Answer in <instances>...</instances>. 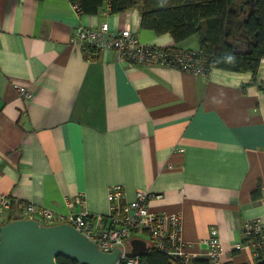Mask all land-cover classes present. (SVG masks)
Wrapping results in <instances>:
<instances>
[{"label":"crops","instance_id":"0c3cea01","mask_svg":"<svg viewBox=\"0 0 264 264\" xmlns=\"http://www.w3.org/2000/svg\"><path fill=\"white\" fill-rule=\"evenodd\" d=\"M106 21L142 43L199 49L196 36L143 29L138 8L87 14L70 0H0V223L17 217L2 208L9 196L64 215L86 210L107 226L109 189L121 185L125 201L148 191L152 210L181 214L192 257H206L214 229L224 263L248 264L233 247L264 213V58L256 73L208 74L130 66L112 50L89 58L78 31Z\"/></svg>","mask_w":264,"mask_h":264},{"label":"built area","instance_id":"2783aa9c","mask_svg":"<svg viewBox=\"0 0 264 264\" xmlns=\"http://www.w3.org/2000/svg\"><path fill=\"white\" fill-rule=\"evenodd\" d=\"M78 13H82L78 3L73 2ZM84 49L89 58L97 57L103 50L115 51L121 62L130 66L162 65L175 67L196 74H208L210 68L202 59H195V50H184L175 47H163L142 43L130 28L113 32L109 23L103 22L98 28H81L74 40ZM24 99H30L31 90L23 85L17 87ZM125 191L121 185H113L109 189L110 223L100 227L101 216L93 215L82 210L68 215L57 213L54 210L31 201H23L5 196L1 199L2 208L10 210L13 206L18 209V218H33L45 224L69 222L76 229L97 243L105 252L121 249V263L140 264V256H128L130 240L134 235L143 233L149 239L151 248L174 259H192L191 244L185 243L181 238L182 216L180 213L168 214L157 212L150 208L148 202L155 195L148 191H140L134 201L124 200ZM264 200V195H262ZM79 203H84V194L74 197ZM68 205L73 200L65 197ZM206 257L211 264H224L226 251L221 239L213 229L211 236L205 241ZM234 250L247 251L250 255L249 263H254L264 255V213L249 218L244 223L243 239L236 243Z\"/></svg>","mask_w":264,"mask_h":264},{"label":"trees","instance_id":"16d2710c","mask_svg":"<svg viewBox=\"0 0 264 264\" xmlns=\"http://www.w3.org/2000/svg\"><path fill=\"white\" fill-rule=\"evenodd\" d=\"M70 1L78 3L82 13L87 14L98 13L104 2L114 14L138 8L143 29L158 35L169 33L175 42L196 36L199 49L194 57L204 60L210 69L256 73L264 58V0ZM14 219L18 217L10 216L8 221ZM263 258L264 255L256 261ZM140 260V264H211L207 257L174 259L156 248H151ZM57 262L78 264L62 255Z\"/></svg>","mask_w":264,"mask_h":264},{"label":"water","instance_id":"95a60500","mask_svg":"<svg viewBox=\"0 0 264 264\" xmlns=\"http://www.w3.org/2000/svg\"><path fill=\"white\" fill-rule=\"evenodd\" d=\"M107 2L103 9L106 10ZM148 242L134 237L128 256H143ZM121 249L101 250L97 243L69 222L45 224L33 218H18L0 223V264H58L62 255L78 264H122ZM251 264H264V258Z\"/></svg>","mask_w":264,"mask_h":264},{"label":"rangeland","instance_id":"374dc122","mask_svg":"<svg viewBox=\"0 0 264 264\" xmlns=\"http://www.w3.org/2000/svg\"><path fill=\"white\" fill-rule=\"evenodd\" d=\"M137 235L140 236V237H142V238L148 239L147 235H143V233H138Z\"/></svg>","mask_w":264,"mask_h":264},{"label":"bare ground","instance_id":"6f19581e","mask_svg":"<svg viewBox=\"0 0 264 264\" xmlns=\"http://www.w3.org/2000/svg\"><path fill=\"white\" fill-rule=\"evenodd\" d=\"M85 53V52H84Z\"/></svg>","mask_w":264,"mask_h":264}]
</instances>
